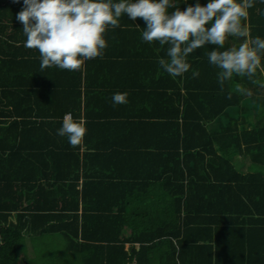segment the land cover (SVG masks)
Here are the masks:
<instances>
[{
	"label": "trees",
	"instance_id": "1",
	"mask_svg": "<svg viewBox=\"0 0 264 264\" xmlns=\"http://www.w3.org/2000/svg\"><path fill=\"white\" fill-rule=\"evenodd\" d=\"M23 7L0 0V264H264V73L222 88L209 44L172 77L158 62L168 45L143 41L146 22L127 15L102 58L41 70ZM248 11L264 39V0ZM67 113L86 120L81 145L57 134ZM28 238L35 253L63 247L28 260Z\"/></svg>",
	"mask_w": 264,
	"mask_h": 264
},
{
	"label": "clouds",
	"instance_id": "2",
	"mask_svg": "<svg viewBox=\"0 0 264 264\" xmlns=\"http://www.w3.org/2000/svg\"><path fill=\"white\" fill-rule=\"evenodd\" d=\"M23 5L16 19L23 24L24 46L39 51L41 70L56 66L76 71L87 60L102 58V50L107 47L106 30L109 26L119 27V18L127 15L129 20L140 18L146 22L143 41L168 45L169 59L160 58L158 62L172 77L186 73L190 68L188 55L209 44L216 46L208 59L221 70L218 82L222 88L234 74L252 79L258 70L264 72L260 55L264 52V39L251 38L242 23L248 20L254 0H209L204 6L197 2L185 10L172 0H23ZM170 8L173 11L169 12ZM230 36L241 38L244 43L238 48L220 50ZM198 75L193 72L194 77ZM235 91L250 94L241 86ZM127 95L115 93L113 103L126 104ZM85 125L83 117L75 120L67 113L57 134L67 137L75 147L83 142Z\"/></svg>",
	"mask_w": 264,
	"mask_h": 264
},
{
	"label": "rangeland",
	"instance_id": "3",
	"mask_svg": "<svg viewBox=\"0 0 264 264\" xmlns=\"http://www.w3.org/2000/svg\"><path fill=\"white\" fill-rule=\"evenodd\" d=\"M231 37V36H230ZM230 37H228V39H230ZM57 239V238H55ZM44 243V242H43ZM41 243V242H37L36 244V249H37V253L36 250L34 249L33 252L36 254V257L38 259V261H49L48 256L53 252L56 251L58 248H62L63 247V242L60 240L59 244H56V242H52V243ZM29 253V252H28ZM34 256V254L30 253L29 254V258L28 260H34V257L32 258V256ZM38 255V256H37Z\"/></svg>",
	"mask_w": 264,
	"mask_h": 264
},
{
	"label": "crops",
	"instance_id": "4",
	"mask_svg": "<svg viewBox=\"0 0 264 264\" xmlns=\"http://www.w3.org/2000/svg\"><path fill=\"white\" fill-rule=\"evenodd\" d=\"M263 73H264V72H263ZM27 243H28L27 246L29 247V248H28L29 250L27 251L26 254H27V256L29 257V254L31 253L30 250H33V248L31 247V244H32V243H31V238H28ZM28 252H29V253H28ZM23 257H24V255H23Z\"/></svg>",
	"mask_w": 264,
	"mask_h": 264
}]
</instances>
